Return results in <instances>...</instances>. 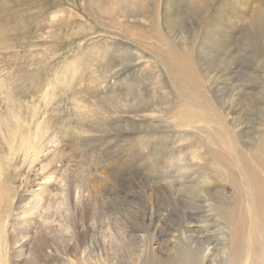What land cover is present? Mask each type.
Returning <instances> with one entry per match:
<instances>
[{
    "label": "rangeland",
    "instance_id": "1",
    "mask_svg": "<svg viewBox=\"0 0 264 264\" xmlns=\"http://www.w3.org/2000/svg\"><path fill=\"white\" fill-rule=\"evenodd\" d=\"M263 137L264 0H0L6 264H208Z\"/></svg>",
    "mask_w": 264,
    "mask_h": 264
},
{
    "label": "bare ground",
    "instance_id": "2",
    "mask_svg": "<svg viewBox=\"0 0 264 264\" xmlns=\"http://www.w3.org/2000/svg\"><path fill=\"white\" fill-rule=\"evenodd\" d=\"M44 4L47 6L46 3H44ZM217 115L218 114H216V116ZM219 117H221V116H219ZM217 120H218V118H217ZM220 120H222V119H220ZM8 124H10V123H8ZM10 126H11V124H10ZM8 128H10V127H8ZM8 128L6 127V131ZM229 131H230V129H229ZM8 132H10V131H8ZM12 132L9 133V136L7 138L12 139V137H13ZM229 133H231V132H229ZM230 135H232V133ZM15 138H16V136H15ZM15 138H14V142H15ZM234 139H235V137H234ZM235 143H237V142H234V144ZM11 144H15V143H13V141H12ZM234 144L232 145L230 143V149H231L230 154H232V157L230 156V154L225 155V152L223 153V152L217 151L214 153V160L216 162V169H217L215 172L214 178L217 177V178L225 179L226 182L228 183V185L231 186L232 189L234 190L235 197H234V200L232 202H227L225 200L223 201L221 199L222 203L220 202L219 207L217 206L219 209V210H217V211H219L218 214L220 216H222L224 218V220L226 221V226L227 227L229 226L230 233H227L225 235L228 239H227L225 245L222 246V248L219 249L218 247H216L217 248L216 250L211 249L213 251L211 257L214 259H212V260L208 259L207 262H208V264H264V170L259 169L260 165H262V163H264V137L262 138L260 149L257 152H252L249 154L245 153L241 148H235L234 149L232 146L240 147V146H236ZM15 149H14V151H15ZM11 150H12V148H11ZM16 151H17V149H16ZM236 168H238L237 172H235V170H234ZM2 173H4V168H3V163L0 161V175ZM9 185H11V184H9ZM3 188H5V187H3ZM3 193H4V191H3ZM221 194H222V192H221ZM10 197L12 199V195ZM1 206H2V204H1ZM5 206H6V204H5ZM2 212H3V209H2ZM4 212H5V210H4ZM39 235H40V233H39ZM39 239H41V238H39ZM43 239L44 238H42L41 242L43 241ZM15 241L17 242L18 240H15ZM44 241H45V239H44ZM58 242H60V241H58ZM63 242H64V240H63ZM36 243L38 244V242H36ZM42 243H40V244H42ZM67 243H68V241H67ZM2 244H3L2 243V234L0 233V264H6V260L8 258H4V256L6 254L9 255V253H6L4 255L5 245H2ZM42 245H44V244H42ZM42 245H40L42 249H40V247L38 246V248L35 251L30 250V252L27 253L29 255L26 257H25V254L19 255L18 256L19 261H17V262H21L24 264H50L51 261L53 262V259L49 258L48 256L45 257V255L44 256L41 255V253L44 249L49 248V247H47V245H45V246H42ZM3 246H4V248H3ZM58 247H59V245H58ZM68 247H69V245H68ZM23 248H25V246H23ZM23 248H21V249L17 248L19 250L18 254H21L23 252ZM55 248L57 249L56 246H55ZM65 250H67V249H65ZM25 251L27 252V249H25ZM44 251H46V250H44ZM209 251H210V249L208 250V252ZM183 252H182V254H183ZM79 253L76 252V254H79ZM186 253H188V252H186ZM217 253H221V255L219 257L220 259H218V260L215 258V255ZM8 255H6V257ZM16 255H17V253H16ZM184 255H186V254H184ZM207 255H208V253L205 256H207ZM88 256H90V255H88ZM74 257L75 256H72V257L67 256V258L60 259V261H58V262H59V264H78V263L82 264V263H84V260L89 261V260H86V257H87L86 254H83L81 256L80 260L77 258H74ZM187 258H189V256ZM209 258H210V256H209ZM74 259L77 261H75ZM181 260H182V258H181ZM14 261H15V259H14ZM8 262H9V260H8ZM157 262L154 264H181V263H177L178 262L177 259L173 260V263L169 260L168 261H157ZM183 262H186V261L183 260L182 263ZM205 263H206V260H203L202 264H205ZM143 264H152V262L150 263L147 261V263L144 262ZM187 264H189V263H187Z\"/></svg>",
    "mask_w": 264,
    "mask_h": 264
}]
</instances>
